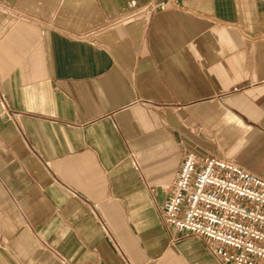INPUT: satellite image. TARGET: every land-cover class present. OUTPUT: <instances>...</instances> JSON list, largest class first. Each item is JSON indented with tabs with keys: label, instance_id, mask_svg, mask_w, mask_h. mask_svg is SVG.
Masks as SVG:
<instances>
[{
	"label": "crops",
	"instance_id": "obj_1",
	"mask_svg": "<svg viewBox=\"0 0 264 264\" xmlns=\"http://www.w3.org/2000/svg\"><path fill=\"white\" fill-rule=\"evenodd\" d=\"M187 153L264 179V0H0V264H221Z\"/></svg>",
	"mask_w": 264,
	"mask_h": 264
},
{
	"label": "built area",
	"instance_id": "obj_2",
	"mask_svg": "<svg viewBox=\"0 0 264 264\" xmlns=\"http://www.w3.org/2000/svg\"><path fill=\"white\" fill-rule=\"evenodd\" d=\"M159 212L166 227L201 238L221 264L264 261V179L231 161L187 153Z\"/></svg>",
	"mask_w": 264,
	"mask_h": 264
}]
</instances>
